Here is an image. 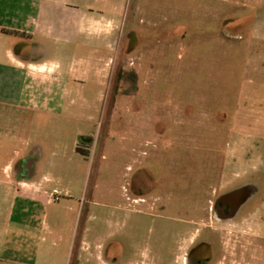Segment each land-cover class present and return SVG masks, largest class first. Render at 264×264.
Listing matches in <instances>:
<instances>
[{"label": "rangeland", "instance_id": "1", "mask_svg": "<svg viewBox=\"0 0 264 264\" xmlns=\"http://www.w3.org/2000/svg\"><path fill=\"white\" fill-rule=\"evenodd\" d=\"M79 5L96 11L101 24L116 25L83 35L80 48L83 58L111 56L113 74L100 82L92 71L78 81L81 95L66 103L74 99L82 119L34 111L22 133L31 142L25 172L51 170L58 162L66 173L51 189L56 198L44 195L51 208L70 202L72 210L60 208L64 229L80 212L83 227L90 217L92 240L103 242L104 259L116 255V264L140 259L148 249L147 264H171L185 207L195 216L206 197L216 227L206 233L217 255L223 253L219 232L236 247L234 233L260 231L261 222L245 221L264 217V0ZM79 131L87 135L75 145ZM36 145L42 160L34 159ZM63 145V159L54 158L52 151ZM130 190H150L142 195L161 201L141 206L128 198ZM225 192L235 194L236 222H220L211 209ZM239 237L248 263L264 264V251L250 258L263 239Z\"/></svg>", "mask_w": 264, "mask_h": 264}, {"label": "crops", "instance_id": "2", "mask_svg": "<svg viewBox=\"0 0 264 264\" xmlns=\"http://www.w3.org/2000/svg\"><path fill=\"white\" fill-rule=\"evenodd\" d=\"M79 4L0 0V264H110L103 242L91 238L90 217L83 227L80 212L64 229L60 208L72 210L70 202L57 208L48 207L52 200L45 202L44 195L49 192L53 199L51 189L64 181L59 163L42 172L23 170L32 158L26 157L31 142L22 134L34 122L32 113L82 119L74 99L66 103L81 95L78 81L92 71L100 82L113 74L111 56L83 58L80 48L83 35L116 25L111 20L102 25L96 11ZM85 135L79 131L75 145ZM36 148L40 155L34 159L42 160V148ZM52 156L63 159L64 145ZM35 221L40 223L38 243Z\"/></svg>", "mask_w": 264, "mask_h": 264}, {"label": "flooded vegetation", "instance_id": "3", "mask_svg": "<svg viewBox=\"0 0 264 264\" xmlns=\"http://www.w3.org/2000/svg\"><path fill=\"white\" fill-rule=\"evenodd\" d=\"M82 144H86V142H83ZM132 195H128L129 199L136 204H141V206L145 205V207L149 206L152 208V206L157 205L158 202L161 200L159 197L155 196L151 200L146 198L144 193L150 194V190H139V191H133L130 190ZM145 194V195H146ZM159 208L165 209L166 204L164 202H161L158 204ZM211 209L215 211V213H218L217 219L220 222H227V221H235V214L237 210L239 209V205L237 201L235 200V194L230 192H225L219 195L214 202ZM210 206H209V199L206 197L205 200L202 202V207L200 209L199 214L193 216L192 215V209L191 207L186 206L185 207V213H186V219L183 220L185 224L184 231H181L179 233V238L175 241V247L172 251V257L171 264H249L250 262L247 258H245V254H243V251H240L238 247L240 243V237L242 235H249L252 236V238H259L263 239L264 241V232L262 231L264 229V217L262 216H254V218L250 220H246L245 222L251 221V223H260L261 222V230L260 231H253V232H236L233 235H236L238 238L234 242L236 245L233 246V243L227 242L225 240V235H229L225 232H219L218 236L221 239V243L223 245L222 251L223 253L220 255H217L216 252H214L213 249V240H211L208 237V234L206 233L207 230H216V227L213 226L214 220L211 218L209 214ZM132 212L136 213H143L144 210H138L137 208H133ZM244 222V221H243ZM241 223V222H237ZM193 226H195V232H193ZM208 232V231H207ZM240 238V239H239ZM243 242V241H242ZM114 243H110V247H112ZM230 245V246H229ZM252 245V243H250ZM227 246V247H224ZM261 247H258L254 250V254L250 255V258H256L258 256V251L261 253L264 251L263 245H258ZM111 249V248H108ZM150 253V254H149ZM152 249H148V252L145 250L141 252V258L140 259H134L131 262H128L126 264H147L145 257H153L152 255ZM109 255V251L108 254ZM113 258H108L110 264H116L115 260L117 257H115L112 254ZM155 256V255H154ZM156 261L160 259V254L157 253L155 256ZM251 260V259H250ZM115 262V263H114ZM252 262V261H251ZM256 264V263H255Z\"/></svg>", "mask_w": 264, "mask_h": 264}, {"label": "built area", "instance_id": "4", "mask_svg": "<svg viewBox=\"0 0 264 264\" xmlns=\"http://www.w3.org/2000/svg\"><path fill=\"white\" fill-rule=\"evenodd\" d=\"M51 197L56 198V195L54 193H51Z\"/></svg>", "mask_w": 264, "mask_h": 264}, {"label": "water", "instance_id": "5", "mask_svg": "<svg viewBox=\"0 0 264 264\" xmlns=\"http://www.w3.org/2000/svg\"><path fill=\"white\" fill-rule=\"evenodd\" d=\"M85 139H87V138H85Z\"/></svg>", "mask_w": 264, "mask_h": 264}]
</instances>
